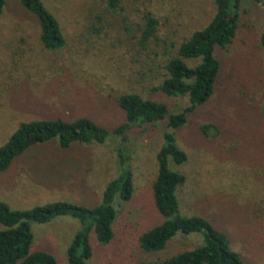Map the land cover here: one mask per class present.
Listing matches in <instances>:
<instances>
[{"label": "rangeland", "instance_id": "rangeland-1", "mask_svg": "<svg viewBox=\"0 0 264 264\" xmlns=\"http://www.w3.org/2000/svg\"><path fill=\"white\" fill-rule=\"evenodd\" d=\"M213 1L117 0L110 8L107 0H41L62 38L60 47L46 49L34 16L20 0H5L0 15V147L21 124L34 121L87 118L110 131L125 122L117 105L124 94L164 104L170 112L183 111L187 97H166L157 88L179 45L211 20ZM263 3L239 0L236 35L215 52L220 71L213 95L172 132L186 155L183 164L170 163L185 178L176 193L181 214L207 220L244 264H264ZM147 15L157 21L156 31L141 47ZM185 63L191 67L198 61ZM165 132V121L133 124L126 142L109 137L102 145L61 149L54 139L32 146L0 172V203L13 211L56 202L94 208L107 184L125 172L132 196L115 204L108 244H99L94 231L88 233L92 256L87 264H155L192 250L201 245V235H178L153 254L138 246L139 236L162 222L152 184ZM30 229V253L45 252L56 264H67L66 251L82 226L71 217H58L31 223Z\"/></svg>", "mask_w": 264, "mask_h": 264}, {"label": "trees", "instance_id": "trees-1", "mask_svg": "<svg viewBox=\"0 0 264 264\" xmlns=\"http://www.w3.org/2000/svg\"><path fill=\"white\" fill-rule=\"evenodd\" d=\"M107 2L110 8L117 5V0ZM20 3L37 20L44 47H60L62 38L59 25L41 0H20ZM4 4L5 0H0V15ZM213 4L211 20L179 45L176 56L167 61L165 78L157 88L166 97H187L188 106L183 111L170 112L164 104L144 100L136 94H124L118 97L117 105L125 115V122L110 131L87 118L70 122L57 119L21 124L6 144L0 147V172L6 171L12 161L30 147L54 139L61 149H68L73 144L102 145L109 137L126 142L125 133L131 125L165 121L166 132L162 137L163 145L156 155L157 172L152 184L153 203L162 222L139 236L140 250L148 254L158 253L178 235L199 234L201 245L155 264H244L240 255L231 249L227 237L207 220L196 215L186 217L181 214L176 193L185 178L170 168V163L181 165L186 161V155L177 147L172 132L181 129L186 124L187 115L213 95L220 71L219 61L215 57L216 49H224L236 35L239 0H214ZM156 25L157 21L150 15L144 18L141 47L154 36ZM259 45L264 51V27ZM185 61H198V64L190 67ZM261 115L264 121V103ZM206 128L202 130L205 132ZM132 191L130 174L122 172L107 184L101 204L94 208L56 202L28 211H13L0 203V225L4 227L0 230V264H56L50 254L30 253L33 239L30 224H46L58 217H71L82 226L66 251L67 264H87L92 256L88 233L94 231L99 244H108L113 238L112 225L116 219L114 206L118 201H129Z\"/></svg>", "mask_w": 264, "mask_h": 264}]
</instances>
